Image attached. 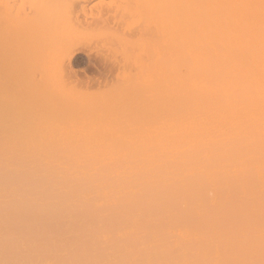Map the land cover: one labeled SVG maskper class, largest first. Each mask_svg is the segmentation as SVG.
Masks as SVG:
<instances>
[{
	"label": "bare ground",
	"instance_id": "1",
	"mask_svg": "<svg viewBox=\"0 0 264 264\" xmlns=\"http://www.w3.org/2000/svg\"><path fill=\"white\" fill-rule=\"evenodd\" d=\"M232 1L178 6V68L129 114L2 121L0 264H264V7Z\"/></svg>",
	"mask_w": 264,
	"mask_h": 264
},
{
	"label": "rangeland",
	"instance_id": "2",
	"mask_svg": "<svg viewBox=\"0 0 264 264\" xmlns=\"http://www.w3.org/2000/svg\"><path fill=\"white\" fill-rule=\"evenodd\" d=\"M184 1L0 0V127H7L9 118L20 121V116L26 120L34 117L39 106L49 109L51 115L64 104L67 114L78 110L82 117L83 111L86 116L92 112L84 117L87 120L94 118L96 110L95 116L117 106L129 114L132 86H148L154 80L160 84L162 68H178L182 50L178 6H183ZM232 3L234 7L235 1ZM259 3L264 7V0ZM168 13L174 16L170 18ZM9 122L14 133L20 132L17 122ZM66 144L60 147L68 150L67 145H77ZM15 148L19 149L17 145ZM25 160L22 161H34Z\"/></svg>",
	"mask_w": 264,
	"mask_h": 264
}]
</instances>
